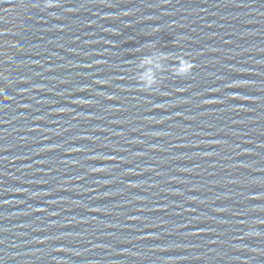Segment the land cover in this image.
<instances>
[{
  "label": "water",
  "instance_id": "95a60500",
  "mask_svg": "<svg viewBox=\"0 0 264 264\" xmlns=\"http://www.w3.org/2000/svg\"><path fill=\"white\" fill-rule=\"evenodd\" d=\"M52 2L0 0V264H264V0Z\"/></svg>",
  "mask_w": 264,
  "mask_h": 264
},
{
  "label": "clouds",
  "instance_id": "9594fccd",
  "mask_svg": "<svg viewBox=\"0 0 264 264\" xmlns=\"http://www.w3.org/2000/svg\"><path fill=\"white\" fill-rule=\"evenodd\" d=\"M57 5L52 2V0H47L45 7L53 8ZM147 49H152V45L146 46ZM167 60H173L175 63L179 64L180 67L174 70V74L179 78H185L191 74L194 64L183 56L175 57L171 54L151 51L149 55L145 56L140 62L139 66L142 69H147L141 75L137 77V81L141 86L143 91H151L158 87L160 81L156 78L154 74V69L159 70L162 68V62Z\"/></svg>",
  "mask_w": 264,
  "mask_h": 264
}]
</instances>
